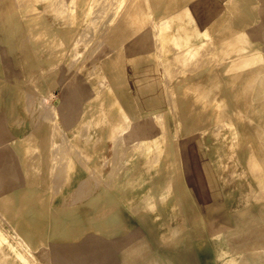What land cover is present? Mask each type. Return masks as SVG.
Masks as SVG:
<instances>
[{"label": "rangeland", "instance_id": "obj_1", "mask_svg": "<svg viewBox=\"0 0 264 264\" xmlns=\"http://www.w3.org/2000/svg\"><path fill=\"white\" fill-rule=\"evenodd\" d=\"M58 1L0 0V195L8 194L9 199L7 206L0 203V258H7L1 259L0 264H7V261L46 264V255H50L49 264H245L251 255L256 261L264 260V11L258 10L259 1L193 0L191 3L192 0H158L152 3L157 0H149L150 3L148 0H130L127 3L126 0H114L117 6L112 0H105L107 4L104 0ZM129 2L153 4L146 7L148 11L154 7L150 14L155 22L167 14L173 15L179 8L183 9H180L182 12L189 8L190 15L183 12L186 15L182 19L183 13L179 10L180 16L177 17L176 13L175 19L173 15L167 29L172 30L180 24L184 29L174 35L176 42L173 36L166 37L164 47L159 51L160 40L154 37L150 25L153 21L143 32H134V24L129 25L124 20L135 6L130 7ZM90 3L92 9L87 11ZM125 3L130 10L122 8ZM99 4L102 5L100 8L97 7ZM96 8L113 13L100 11L108 15L101 13L100 18L98 12L100 22L96 19ZM115 16H119L118 21ZM110 21L116 24L113 26ZM117 24L122 25L121 29L124 24V28H128L126 32L123 28L122 36L130 33L132 28L135 38L134 34L130 41V37L124 39L127 35L119 37L122 32L118 33L121 29ZM97 28L98 31L101 28L102 35ZM257 28L260 30L255 37L253 30ZM95 31L99 37L94 36ZM133 32L127 33L128 36ZM148 32L145 38L143 35ZM114 33L119 34L115 36L120 39L114 38ZM202 33L207 34L204 43H193ZM100 36L104 43H99ZM108 38L112 40L109 44ZM152 39L158 40L160 47ZM227 39L233 44L229 45L231 48L220 43L223 40L227 43ZM134 40L131 46L130 42ZM170 40L177 43L176 46L171 44L175 47H170ZM96 41L102 44L99 48ZM189 42L194 46L188 50ZM201 48L206 50L205 58ZM226 49L232 50L227 52ZM174 50H182L179 52L181 65L178 55L173 54L176 53ZM131 51L134 54L130 55ZM223 52L222 58L216 55ZM231 52L235 57L239 53L240 56L230 58ZM212 55L217 57L213 59ZM193 58L198 64L193 63ZM185 62H188L187 67L183 69ZM172 65L181 66V69L177 67L175 71ZM189 65L194 67L188 68ZM170 68L174 70L172 74L177 71L181 74L171 78ZM178 68L184 70L183 75ZM164 79L169 81L168 85ZM108 84L111 89H107ZM156 84L164 85L157 87ZM216 100L220 102L216 103ZM212 112L216 114V120ZM117 115H122L118 119L124 120V125L118 121ZM112 122L115 125L119 122V127L125 128L116 129L118 125ZM153 124L156 125L153 127ZM112 126L124 131L121 137V132L112 130ZM57 128L61 130L57 131ZM24 133L35 135L34 153H17L13 148L12 139ZM64 134L69 141L65 142ZM145 135H151L149 140L153 146L146 157L141 143ZM114 138L118 140L117 145L113 144ZM58 142L59 145L75 143L72 146L75 149L68 143V149L72 148L68 151L77 152L78 160L84 161L83 165L80 164L74 153L65 154L62 149L65 156L60 158H71L69 179L63 186H58L55 181L58 156L53 158L48 152L49 145L52 149ZM44 143L49 145L45 147ZM75 146L81 152L78 153ZM113 148L117 150L116 155ZM113 156H116L115 161ZM118 157L121 158L118 160ZM35 160L41 163V167ZM29 163L34 165L32 169ZM93 163L94 168L100 164L94 171ZM112 164L114 168H110ZM116 165L118 169H115ZM37 171L40 174L37 175ZM1 172L5 175L2 176ZM86 180H89L91 200L88 217L78 214L77 207L85 200L70 203L73 190L81 188L79 193L85 192L83 182ZM19 188L25 190L17 200L12 192ZM101 210L104 213H100ZM172 243L177 246L169 247Z\"/></svg>", "mask_w": 264, "mask_h": 264}, {"label": "bare ground", "instance_id": "obj_2", "mask_svg": "<svg viewBox=\"0 0 264 264\" xmlns=\"http://www.w3.org/2000/svg\"><path fill=\"white\" fill-rule=\"evenodd\" d=\"M57 1H58V0H57ZM63 1H64V0H63ZM95 1H96V0H94V2H95ZM112 1H114V0H112ZM112 1H111V3H112ZM118 1H119V0H118ZM124 1H125V0H124ZM124 1H123V2H124ZM127 1H130V0H126L125 2H127ZM132 1H133V0H132ZM140 1H141V0H140ZM142 1H143V0H142ZM148 1H149V0H148ZM150 1H151V0H150ZM150 1H149V2H150ZM258 1H259V4H258V10H260V11H261V10L264 11V0H258ZM11 2H12V0H11ZM53 2H55V0H53ZM61 2H62V1H61ZM64 2H65V1H64ZM73 2H74V0H73ZM91 2H92V1H91ZM96 2H98V0H97ZM103 2H105V4H107V2H106L105 0H104ZM109 2H110V1H109ZM116 2H117V0H116ZM116 2L114 1V3H113L114 6H115V5H116V6L118 5V3L115 4ZM135 2H137V1H135ZM135 2H134V3L129 2V5H131L130 7H132V4H133V5L135 4V6L131 8V9H133V10H130V8L128 9L126 3H125V7H124V6H123L124 4L122 3V4H123V5H122L123 7H122V6H121V7H122V8H125V9L127 8V9L130 10V12H131V14L127 15V17L124 16V18H125L124 20H125L128 24L130 23L129 25H132V26H133V24H134L133 29H134V27H136V28H135L136 31H134V32H141V31L143 32L144 29H145L147 26H149L148 24H150V22L153 21V24H152V22H151V24H150V25H152V29H151V30H153V35H154V37L156 36V37L160 40L159 45H161V47L158 46V40L156 41V42H157V45H156V42H155L153 39H152V40L155 42V45H156V46L160 47V48H157L159 51H160V49H161L162 47H164V44H165L164 41H166V40H165L166 37L168 38V36H170V37L173 36L172 38H174V37H175L174 35L176 34V32H178L179 30L184 29V26L181 25V24L175 26V28H173L172 30H170V29L168 30V29H167L168 26H169V24L171 23L170 21H172L173 15L175 14L174 18L176 19V13H178L177 11H178V10L181 11V10H183V9L179 8V9L176 11V13H173V15H172L171 13H170V14H167L166 16L160 18V21H159V22H155V21L152 19V16H151V14H150V11H151L154 7L151 8V10H149V11H148V9H147V7H146V6H150V7H151L153 4H150V3H151V2H150V3H148V4H150V5H143V4H140V3H137V4H136ZM144 2H146V1H144ZM144 2H143V3H144ZM154 2H159V1H158V0H157V1H153L152 3H154ZM165 2H168V1H165ZM56 3H57V2H56ZM58 3H59V5L61 6V4H60L59 1H58ZM62 3H63V2H62ZM92 3H93V2H92ZM92 3H90V4L88 5V7H87V11H90V10L92 9ZM111 3H109V4H110L109 6L112 5ZM127 3H128V2H127ZM130 3H131V4H130ZM189 3H190V2H189ZM189 3H188V4H189ZM191 3H193V0H192ZM198 3H199V2H198ZM53 4H54V3H53ZM155 4H156V3H155ZM155 4H154V5H155ZM160 4H161V3H160ZM188 4H187V5H188ZM194 4H195V3H194ZM199 4H200V3H199ZM214 4H215V3H214ZM9 5H10V4H9ZM47 5H48V4H47ZM54 5H55V4H54ZM56 5H57V4H56ZM63 5H64V4H63ZM65 5H66V4H65ZM72 5H73V3H72ZM95 5H96V4H95ZM103 5H104V4H103ZM129 5H128V7H129ZM187 5H185V6L187 7ZM189 5H191V4H189ZM208 5H209V4H208ZM217 5H218V4H217ZM73 6H75V5H73ZM101 6H102V5L99 4V6H97V7L100 8ZM104 6H105V5H104ZM185 6H183L184 9L186 8ZM197 6H198V4H197ZM204 6H205V5H204ZM206 6H207V5H206ZM211 6H212V5H211ZM213 6H214V5H213ZM52 7H53V6H52ZM55 7H56V6H55ZM71 7H72V6H71ZM71 7H70V8H71ZM121 7H120V9H122ZM150 7H149V9H150ZM156 7H157V6H156ZM218 7H219V6H217V9H218ZM106 8H108V6H107ZM109 8H110V7H109ZM112 8H114V7L112 6ZM112 8H110V9H112ZM116 8H117V7H115L114 9H116ZM215 8H216V7H215ZM57 9H59V6L57 7ZM96 9L98 10V11H97V14H96V15H97V16H96V19H98V18H99L98 16L101 15V13L103 12V10H104V11H106V10H105V8H103V10H102V8H101L100 11H102V12L100 13L99 9H98V8H96ZM96 9H94V10H96ZM110 9H109V10H110ZM120 9L118 10V14H119ZM125 9H122V10L126 11ZM180 9H181V10H180ZM208 9H209V8H207V10H208ZM217 9H216V10H217ZM219 9H221V8H219ZM64 10H65V9H64ZM122 10H121V11H122ZM128 10H127L126 12L129 13ZM188 10H189V8H187V10H185V11H183V12H187V13H188V12H189ZM62 11H63V10H62ZM73 11H74V10H73ZM124 11H123V12H124ZM217 11H218V10H217ZM217 11H215V12H217ZM227 11H228V10H227ZM85 12H86V11H85ZM98 12H99L100 15H98ZM110 12H112V11H110ZM110 12H109V13H110ZM123 12H121V13H123ZM181 12H182V11H181ZM183 12H182V13H183ZM191 12H192V11H191ZM191 12H190V13H191ZM69 13H70V12H69ZM91 13H92V12H91ZM104 13H105V12H104ZM104 13H102L103 16H104ZM106 13H108V11H106ZM106 13H105V15L108 16ZM109 13H108V14H109ZM112 13H113V12H112ZM128 13H124L123 15L128 14ZM151 13H152V12H151ZM182 13H180V14H182ZM66 14H67V13H66ZM180 14L178 13V14H177V17L180 16ZM184 14L186 15V13H183V14L180 16V18H181ZM188 14H189V13H188ZM199 14H200V13H199ZM206 14H207V13H206ZM206 14H205V16H207ZM208 14H209V13H208ZM210 14H211V12H210ZM59 15H60V12H59ZM102 15H101L100 18H102ZM189 15H190V14H189ZM197 15H198V14H197ZM27 16H28V15H27ZM66 16H67V15H66ZM72 16H73V15H72ZM91 16H92V15H91ZM116 16H117V14H116ZM116 16H115V17H116ZM219 16H220V15H219ZM97 17H98V18H97ZM115 17H114V18H115ZM118 17H119V16H118ZM118 17H116V18H117V19H116L117 21H118V19H119ZM189 17H190V16H189ZM191 17H192V14H191ZM70 18H71V15H70ZM74 18H75V16H74ZM84 18H85V17H84ZM91 18H92V17H90V19H91ZM105 18H107V17H105ZM105 18H104V19H105ZM108 18H109V17H108ZM120 18H121V17H120ZM180 18H179V19H180ZM192 18H193V17H192ZM199 18H200V17H199ZM93 19H94V17H93ZM96 19H94V21H95ZM126 19H127V20H126ZM177 19H178V18H177ZM182 19H183V17H182ZM193 19H194V18H193ZM197 19H198V18H197ZM98 20H99V19H98ZM112 20H113V19H112ZM114 20H115V19H114ZM116 20L113 21V22H116ZM124 20H121V19H120L121 22L124 21ZM180 20H181V19H180ZM74 21H75V19H74ZM99 21H100V20H99ZM101 21H102V19H101ZM101 21H100V22H101ZM104 21H106V19H105ZM120 21H119V23L117 22L119 25H120ZM125 21H124V22H125ZM69 22H70V21H69ZM95 22H96V21H95ZM100 22L97 21V23H100ZM107 22H108V21H107ZM113 22L110 21V23H113ZM103 23H105V22H103ZM103 23H102V24H103ZM122 23H123V22H122ZM127 23H126V24H127ZM131 23H132V24H131ZM204 23H205V22H204ZM68 24H70V23H68ZM102 24H100V25L103 26L104 24H103V25H102ZM115 24H116V23H113L112 25L114 26ZM118 24H117L116 26H118ZM126 24H124V27L126 26ZM128 24H127L126 27H128ZM64 25H65V24H64ZM92 25H93V24H91V26L89 25V26L92 28V29L89 28V30H90V29L93 30V27H94V26H92ZM167 25H168V26H167ZM95 26L97 27V26H99V25H96V24H95ZM113 26H112V27H113ZM121 26H122V25H121ZM121 26H118L117 28L121 29V28H120ZM132 26H131V27H132ZM145 26H146V27H145ZM170 26H171V25H170ZM99 27H100V26H99ZM124 27H122V29H121V30H118L119 32H118V31H117V32H118V33H121V32L123 31V28H124ZM129 27H130V26H129ZM143 27H144V28H143ZM150 27H151V26H150ZM204 27H205V26H204ZM110 28H111V26H110ZM114 28H115V27H114ZM81 29H82V28H81ZM83 29H84V28H83ZM95 29H96V28H95ZM100 29H101V28H99V31H98V28H97V32H99V33L101 34ZM103 29H104V28L102 27L101 30H103ZM124 29H125L124 32L128 31V30H127L128 28H127V29L124 28ZM133 29H132V28L129 29L130 33L133 32ZM86 30H87V29H86ZM110 30L112 31V28H111ZM115 30H116V29H115ZM224 30H225V29H224ZM259 30H260V29H258V28L253 30V31H254V36H255V37L258 36V32H259ZM75 31H76V30H75ZM82 31H83V30H82ZM82 31H81V33H82ZM84 31H85V29H84ZM113 31H114V30H113ZM154 31H155V32H154ZM87 32H88V31H87ZM89 32H91V31H89ZM107 32H108V31H107ZM109 32H110V31H109ZM115 32H116V31H115ZM134 32L131 34V36H130V35L128 36V34H130L129 32H127L128 34H127V33L124 34V35H127V38H125V36L123 35V36H124V39L127 40V39H129V37H130L129 41L132 40V39H133L132 36H133ZM228 32H230V31H228ZM243 32H244V31H243ZM243 32H241V35H242ZM95 33H96V31H95ZM95 33H94V34H95ZM99 33H98V35H97V33H96L94 36H95V37H99V35H100ZM102 33H104V32H102ZM112 33H113V32H112ZM234 33H235V32H234ZM86 34H87V33H86ZM88 34H89V33H88ZM91 34H93V33H91ZM108 34H109V33H108ZM122 34H123V32L121 33V35H120L119 37H121ZM137 34H138V33H137ZM229 34H230V33H229ZM247 34H249V33H247ZM250 34H251V33H250ZM54 35H55V34H54ZM77 35H78V34H77ZM79 35H80V34H79ZM101 35H102V34H101ZM103 35H104V36H102V37H103L104 41L106 42V40H105V34H103ZM106 35H107V34H106ZM110 35H111V34H110ZM115 35H117V34L114 33V36H115ZM118 35H119V34H118ZM118 35H117V36H118ZM135 35H136V34H134V36H133L134 38H135ZM148 35H149V32H148V33H144L143 36H144L145 38H147ZM231 35H232V34H231ZM243 35H244V34H243ZM243 35H242V36H243ZM34 36H35V35H34ZM90 36H92V35H90ZM90 36H89V37H90ZM112 36H113V35H112ZM112 36H109V37L111 38ZM114 36H113V37H114ZM117 36H115L114 38H116ZM123 36H122V37H123ZM206 36H207L206 33H202V34H200V37L195 38V41H194L193 43H197V44H198V43H204V40L206 39ZM224 36H225V35H224ZM224 36H223V37H224ZM237 36H238V35H237ZM242 36H241V37H242ZM245 36H246V35H245ZM27 37H28V36H27ZM53 37H54V36H53ZM78 37H79V36H78ZM87 37H88V36H87ZM106 37H107V36H106ZM113 37H112V40H113ZM119 37H117V38H119ZM154 37H153V38H154ZM156 37H155V38H156ZM231 37H232V36H231ZM233 37H235V36H233ZM241 37H240V39H241ZM76 38H77V37H76ZM80 38H81V37H80ZM167 38H166V39H167ZM172 38H171V39H172ZM77 39H78V38H77ZM77 39H76V40H77ZM90 39H92V38H90ZM93 39H94V40H97L96 38H93ZM98 39H99V41H100V39L103 41V39L101 38V36H100V38H98ZM119 39H120V38H119ZM119 39H117V40H119ZM174 39H175V38H174ZM212 39H213V38H212ZM221 39H222V38H221ZM223 39L225 40V38H223ZM240 39H239V40H240ZM243 39H244V38H243ZM74 40H75V39H74ZM80 40H81V39H80ZM80 40L78 39V41H80ZM83 40H86V39H83ZM83 40H82V41H83ZM108 40H110V39L108 38ZM108 40H107V41H108ZM112 40H110V42H108V44L111 43ZM122 40H123V38H122ZM176 40H177V38L175 39V42H176ZM224 40H223V41L221 40L222 42H220V43H221L222 45H223V44H224V45H227L226 47L231 48L230 46L233 45V44L230 43V41H228V39H227V43H225ZM230 40H231V39H230ZM88 41H89V40H88ZM99 41H96V43H98ZM102 41H100L99 43H104V42H102ZM115 41H116V40H115ZM135 41H136V40H134L133 42H130V43H131V46H132V44H133ZM150 41H151V40H150ZM153 41H152V42H153ZM172 41H173V40H170L169 45L175 43L174 41H173L174 43H172ZM186 41H187V40H186ZM210 41H211V40H210ZM212 41L214 42V40H212ZM234 41H235V40H234ZM243 41H244V40H243ZM246 41H247V40H246ZM51 42H52V41H51ZM89 42H90V41H89ZM89 42H88V43H89ZM91 42H92V41H91ZM93 42H95V41H93ZM119 42H120V41H119ZM124 42H126V41H123V43H124ZM148 42H149V41H148ZM177 42H178V41H177ZM228 42H229L230 44H228ZM257 42H258V41H257ZM52 43H53V42H52ZM57 43H58V42H57ZM96 43H95V44H96ZM99 43L97 44L98 46L96 45L98 48L102 45V44L100 45ZM106 43H107V42H106ZM112 43L114 44L115 42L113 41ZM150 43H151V42H150ZM150 43H148V44L150 45ZM189 43H190V42H189ZM193 43L188 44V50L190 49V46H194ZM244 43H247V42H244ZM244 43H243V45H244ZM47 44H49V43H47ZM84 44H85V43H84ZM93 44H94V43H93ZM124 44H125V43H124ZM124 44H122V45H124ZM146 44H147V43H146ZM146 44H144V45H145V48H147V47H146ZM151 44H152V43H151ZM167 44H168V42H167ZM176 44H177V43H176ZM176 44H174V45L176 46ZM208 44L210 45V42H209ZM208 44L205 45V49H206V50H207V48H208V46H207ZM215 44H216V43H214V46H215ZM217 44H218V43H217ZM221 44H220V45H221ZM51 45H52V44H51ZM56 45H57V44H56ZM86 45H87V44H86ZM99 45H100V46H99ZM106 45H107V44H106ZM120 45H121V44H120ZM169 45H168V46H169ZM174 45H171L170 47H173ZM222 45H221V46H222ZM229 45H230V46H229ZM241 45H242V44H241ZM243 45H242V47H244ZM54 46H55V45H54ZM57 46H58V45H57ZM57 46H55L54 49H56ZM59 46H60V45H59ZM96 46H95V49H97ZM124 46H126V45H124ZM175 46H174V47H175ZM179 46H180V45H179ZM197 46H198V45H197ZM210 46L212 47V45H210ZM218 46H219V45H218ZM218 46H216V47H218ZM247 46H248V45H247ZM61 47H62V46H61ZM120 47H121V46H120ZM211 47H210V48H211ZM222 47H223V46H222ZM232 47H234V46H232ZM47 48H49V47H47ZM50 48H51V47H50ZM118 48H119V47H118ZM125 48H127V47H124V50H126ZM131 48H132V47H131ZM167 48L169 49V47H167ZM167 48H166V50H167V52H169ZM210 48H209V50H210ZM219 48H221V47H219ZM219 48H218V49H219ZM224 48H225V46H224ZM224 48H223V49H224ZM234 48L237 49L236 46H235ZM259 48H260V47H259ZM173 49H174V48H173ZM185 49H186V48H185ZM185 49H184V50H185ZM201 49H202V48H201ZM201 49H200V50H201ZM218 49H216V50H218ZM223 49H222V50H223ZM227 49H228V48H227ZM227 49H226V50H227ZM232 49H233V48H232ZM232 49H229V50H232ZM253 49H254V48H253ZM158 50H157V51H158ZM202 50H203V52H204V55H205L204 58H205L206 55H207V54H205V51H206V50H204V48H203ZM202 50H201V52H200L201 54H202ZM224 50H225V49H224ZM229 50H227V52H228ZM255 50H257V49H255ZM50 51H51V50H50ZM56 51H57V50H56ZM56 51H55V52H56ZM87 51H88V50H87ZM91 51H92V49H91ZM94 51H95V50L93 49V52H94ZM97 51H98V49H97ZM102 51H103V50H102ZM159 51H158V52H159ZM174 51L176 52V50H174ZM177 51H178V50H177ZM180 51L182 52V50H179V52H180ZM212 51H213V50H212ZM212 51H210V55H211V52H212ZM220 51H221V50L219 49V52H220ZM235 51H236V50H235ZM235 51H234V52H235ZM237 51H238V50H237ZM141 52H143V49H142ZM158 52H156V53L159 54L160 52H159V53H158ZM179 52H176V53L173 52V54H175V55L177 54V55H178V58H180L181 56L179 57ZM198 52H199V50H198ZM219 52H218V53H219ZM221 52H222V51H221ZM224 52H226V51H224ZM224 52H223L222 54L220 53V54H216V55H217V56L219 55L220 57H221V55L224 56V55H223ZM253 52H254V50H253ZM47 53H49V52H47ZM75 53H76V52H75ZM81 53H82V52H81ZM85 53H86V52H85ZM89 53H90V52H89ZM124 53H125V51H124ZM131 53L134 54V52H132V51L129 52L130 55H131ZM156 53H155V55H156ZM206 53H207V52H206ZM208 53H209V52H208ZM235 53L237 54V52H235ZM241 53H242V52H241ZM49 54H50V53H49ZM87 54H88V53H87ZM87 54H86V55H87ZM90 54H92V52H91ZM182 54H183V53H182ZM201 54H200L199 57L203 56V54H202V55H201ZM226 54L229 55V53H226ZM226 54H225V55H226ZM233 54H234V53H233ZM233 54H232V52H231L230 55H229V57L232 56ZM258 54H259V52H258ZM52 55H55V54L52 53ZM77 55H78V54H77ZM216 55H214V56L217 57ZM243 55H244V54H243ZM79 56H80V55H79ZM83 56H85V55H83ZM158 56H161V54H159ZM197 56H198V55H197ZM226 56H227V55H226ZM226 56H225V57H226ZM237 56H240V53H239V55H236V57H237ZM259 56H260V55H259ZM48 57H49V56H48ZM72 57H73V56H72ZM88 57H89V56H88ZM88 57H87V58H88ZM135 57H136V56H134V58H135ZM172 57H173V55H172ZM199 57H198V58H199ZM212 57H213V55H212ZM215 57H213V59H214ZM225 57H224V58H225ZM229 57H227V58H229ZM233 57H235V55H233ZM236 57H235V58H236ZM85 58H86V57H85ZM130 58H132L134 61H136V59H134L133 57H130ZM130 58H129V60H130ZM174 58H175V57H174ZM183 58H185V57H183ZM198 58H197V59H198ZM202 58H203V57H202ZM207 58H210V56H208ZM221 58H222V57H221ZM221 58H220V61H221ZM230 58H232V57H230ZM230 58H229V59H230ZM93 59H94V58H93ZM170 59L173 60V58H171V57H170ZM191 59H192V58H191ZM237 59H238V58H237ZM258 59H259V58H258ZM83 60H84V57H83ZM174 60H176V58H175ZM177 60H178V59H177ZM180 60H182V59L180 58L179 61H180ZM218 60H219V58H218ZM77 61H78V60H77ZM91 61H92L91 64L94 63V61L92 60V56H91ZM130 61L132 62V60H130ZM134 61H133V62H134ZM156 61H157V57H156ZM191 61H192V60H191ZM193 61H194L193 63H195V59H194V58H193ZM197 61H199V60H197ZM215 61H216V60H215ZM220 61H219V62H220ZM225 61H226V60H225ZM234 61H235V60H234ZM234 61H232V62H234ZM167 62H169V60H168ZM167 62H166V63H167ZM171 62H174V64H175L176 61H171ZM188 62L190 63V61H188ZM188 62H187V63H188ZM222 62H223V61H222ZM232 62H231V63H232ZM52 63H53V62H52ZM160 63H161V62H160ZM176 63H177V62H176ZM180 63L182 64L181 61L179 62V64H180ZM187 63H186V62L184 63V68H183V69H186L185 66H186ZM193 63H192V64H193ZM216 63H217V62H216ZM71 64H72V62H71ZM129 64H130V63H129ZM157 64H159V61H157ZM179 64H178V65H179ZM181 64H180V65H181ZM195 64H198V63L196 62ZM195 64H193V65H195ZM99 65H100V64H99ZM166 65H167V64H166ZM193 65H189L188 68H190V66H193ZM213 65H214V64H213ZM213 65H210V66L213 67ZM96 66H97V65H96ZM96 66H95V67H96ZM129 66H130V65H129ZM161 66H162V65H161ZM167 66H169V63H168ZM167 66H166V67H167ZM172 66H173V65H172ZM175 66H176V67H175ZM175 66H173L175 71H176V68H177V67H179V68L181 67V66H177V65H175ZM206 66H208V65H206ZM228 66H229V65H228ZM72 67H73V66H72ZM162 67H165V66H162ZM182 67H183V66H182ZM186 67H187V66H186ZM193 67H194V66H193ZM193 67H191V68H193ZM212 67H211V68H212ZM251 67H252V65H251ZM79 68H80V67H79ZM92 68H94V67H92ZM135 68H136V67H135ZM135 68H134V69H135ZM158 68H160V65H158ZM171 68H172V67H171ZM171 68H170V72H168V73L172 75V76L170 75V77L172 78L173 76H176V74H178L179 72L177 71L176 74H172V72H173L174 70H171ZM179 68H178V69H179ZM188 68H187V69H188ZM211 68H210V69H211ZM77 69H78V68H77ZM161 69H162V68H161ZM161 69H159V70H161ZM172 69H173V68H172ZM178 69H177V70H178ZM180 69H181V68H180ZM180 69H179V70H180ZM193 69H194V68H193ZM193 69H191V71H192ZM196 69H197V68H196ZM135 70H136V69H135ZM164 70H165V69H163L162 71H164ZM166 70H167V69H166ZM188 70H190V69H188ZM188 70H187V71H188ZM194 70H195V69H194ZM194 70H193V71H194ZM130 71H131V70H130ZM171 71H172V72H171ZM180 71H181V72H182V71L184 72V70H180ZM185 71H186V70H185ZM191 71H189V72H191ZM74 72H75V71H74ZM138 72H139V71H138ZM159 72H160V71H159ZM183 72H182V75L184 74ZM224 72H225V71H224ZM160 73H161V72H160ZM165 73H167V72H165ZM165 73H164V74L162 73V75H166ZM33 74H34V73H33ZM73 74H74V73H73ZM179 74H181V73H179ZM160 75H161V74H160ZM160 75H159V77H160ZM162 75H161V76H162ZM14 77H15V76H14ZM166 77H167V76H166ZM170 77H168V79H170ZM134 78H135V77H134ZM185 78H186V77H185ZM233 78H234V77H233ZM103 79H104V78H103ZM158 79H160V78H158ZM161 79H163V78H161ZM186 79H187V78H186ZM155 80H156V79H155ZM164 80L166 81V79H164ZM171 80H172V79H171ZM171 80H170V81H171ZM182 80H183V79H182ZM98 81H99V80H98ZM144 81H146V80H144ZM150 81H151V80H150ZM156 81H157V80H156ZM162 81H163V80H162ZM165 81H163V83H164ZM191 81H192V80H191ZM41 82H42V81H41ZM166 82H167V84H165ZM166 82H165L164 84H165V85H168V82H169V81H166ZM181 82H182V81H181ZM9 83H10V82H9ZM99 83H100V85H102V84H101L102 82H99ZM139 83H140V82H139ZM139 83H136V84H139ZM143 83H144V82H143ZM160 83H161V80H160ZM36 84H37V83H36ZM133 84H134V83H133ZM147 84H148V83H147ZM164 84H156V85H158L157 87H159V85L163 86ZM176 84H178V83H176ZM229 84H230V83H229ZM139 85H141V84H139ZM149 85H150V87H151V84H149ZM35 86H36V85H35ZM102 86H103V85H102ZM137 86H138V85H137ZM41 87H42V86H41ZM140 87H142V86H140ZM146 87H147V86H146ZM146 87L144 86V88H146ZM150 87H149V88H150ZM33 88H34V86H33ZM39 88H40V87H39ZM108 88H110L109 84H108L107 89H108ZM135 88H136V87H135ZM137 88H139V87H137ZM149 88H147V89H149ZM187 88H188V86H187ZM110 89H111V88H110ZM167 89H168V88H167ZM167 89H166V90H167ZM103 90H104V88H103ZM139 90H140V89H139ZM142 90H143V89H142ZM158 90H159V89H158ZM188 90H189V88H188ZM168 91H169V90H168ZM183 91H184L185 94L187 93V92H185V86H184V88H183ZM186 91H187V90H186ZM136 92H137V91H136ZM138 92H139V91H138ZM189 92H190V91H188V93H189ZM153 93H154V92H153ZM153 93H152V94H153ZM169 93H170V92H169ZM190 93H191V92H190ZM95 94H96V93H95ZM148 94H150V93H148ZM186 95H187V94H186ZM186 95H185V96H186ZM97 96H98V95H97ZM171 96H172V95H171ZM232 97L234 98V96H232ZM74 99H75V98H74ZM180 100H181V99L179 98V102H180ZM116 101H117V100H116ZM141 101H142V100H141ZM172 101H173V100H172V97H171V103H172ZM216 101H217V102H216ZM216 101H215L216 103H219V102H220L219 100H216ZM174 102H175V101H174ZM110 103H111V102H110ZM113 103H114V102H113ZM216 103H215V105H216ZM172 104H174V103H172ZM212 104H214V103H212ZM110 105H111V104H110ZM210 106H211V105H209V107H210ZM217 106H218V105H216V107H217ZM247 106H248V105H247ZM168 107H171V106H168ZM53 108H54V107H53ZM173 108H175V107H173ZM212 108L214 109L215 106H212ZM244 108H245V107H244ZM168 109H169V108H168ZM52 110H53V109H52ZM170 110H172V108H170ZM42 111H43V110H42ZM213 111H214V110H213ZM53 112H54V111H53ZM244 112H245V110H244ZM82 113H83V112H82ZM170 113H173V112L170 111ZM216 113H217V112H216ZM261 113H263V111H261ZM80 114H81V113H80ZM121 114H123V113H121ZM159 114H161V113H159ZM162 114H163V113H162ZM211 114H213V112H212ZM211 114H210V115H211ZM213 115H214V114H213ZM215 115H216V114H215ZM215 115H214L213 118H215ZM40 116H42V115H40ZM80 116H81V115H80ZM153 116H154V115H153ZM45 117H46V116H45ZM49 117H50V116H49ZM115 117H116V116H115ZM119 117H120V119H121L122 115H121V116L117 115V119H118ZM159 117H161V115H160ZM159 117H158V118H159ZM124 118H125V117H123V119H124ZM155 118H156V117H155ZM158 118H157V120H158ZM53 119H54V118H53ZM53 119H52V121H54ZM120 119H118V121H119ZM149 119H151V118H149ZM153 119H154V118H153ZM101 120H102V119H101ZM159 120H161V122H163V119H162V118H159ZM215 120H216V118H215ZM215 120H213V121H215ZM229 120H230V119H229ZM52 121H51V122H52ZM123 121H124V120H123ZM123 121H119V122H121V123L123 124ZM149 121H150V124L152 125V123H151L152 121H151V120H149ZM60 122H61V121H60ZM95 122H96V121H95ZM119 122H117V123H119ZM130 122H131V121H130ZM161 122H159V123L162 124ZM231 122H232V121H231ZM53 123H54V122H53ZM101 123H102V122H101ZM112 123L115 125V122H112ZM117 123H116V125H118ZM121 123H120V124H121ZM154 123H155V122H154ZM35 124H36V123H35ZM51 124H52V123H51ZM109 124H110V123H109ZM113 124H112V125H113ZM122 124H121L120 126H122ZM127 124H128V123H127ZM127 124L125 123V126L128 127ZM150 124H149V127H151ZM54 125H55V124H54ZM116 125H115V126H116ZM123 125H124V124H123ZM154 125H156V124H153V127H154ZM162 125H163V124H162ZM49 126H51V125H49ZM52 126H53V125H52ZM72 126H73V125H72ZM88 126H89V125H87V127H88ZM90 126H91V125H90ZM115 126H114V127H115ZM142 126H143V124H142ZM158 126H159V125H158ZM56 127H57V126H56ZM118 127H119V125L117 126V128H116V127H115V128H116V129H119L120 127H119V128H118ZM59 128H60V127H59ZM65 128H66V127H65ZM67 128H68V127H67ZM78 128H79V127H78ZM84 128H85V127H84ZM121 128H122V130H123V128H125V127L123 126V127H121ZM121 128H120V129H121ZM129 128H130V127H129ZM151 128H152V127H151ZM111 129H112V130H116V129H113V126L111 127ZM111 129H110V130H111ZM132 129H133V128H132ZM143 129H144V126H143ZM152 129H153V128H152ZM152 129H151V130H152ZM51 130H52V128H51ZM60 130H61V129H60ZM60 130L57 128V131H60ZM65 130H66V129H65ZM82 130H83V129H82ZM84 130L86 131L87 129H84ZM84 130H83V131H84ZM88 130H89V129H88ZM112 130H111L110 132H112ZM122 130H121V131L119 130V131L121 132V134L119 135L120 137L122 136V132H124V131H122ZM137 130H138V129H137ZM139 130H140V128H139ZM80 131H81V130H80ZM80 131H79V133H80ZM83 131H82V133H83ZM116 131H118V130H116ZM119 131H118V132H119ZM141 131H142V130H140V132H141ZM143 131H144V130H143ZM160 131H161V130H160ZM162 131H163V133H165V132H164V129H163ZM87 132H88V131H87ZM118 132H116V133H118ZM120 132H119V133H120ZM34 133H35V132H34ZM53 133H54V132L52 131V136H53ZM60 133H61V132H60ZM82 133H81V134H82ZM112 133H114V132H112ZM143 133H144V132H143ZM57 134H59V133L57 132ZM62 134H63V133H61V135H62ZM84 134H85V133H84ZM130 134H131V133H130ZM175 134H176V133H175ZM214 134H215V132H214ZM216 134H217V133H216ZM61 135H60V136H61ZM74 135H76V134L74 133ZM74 135L72 134V137H73ZM85 135H86V134H85ZM52 136H50V138H51ZM57 136H58V135H57ZM62 136H63V135H62ZM79 136H80V135H78V137H79ZM83 136H84V135H83ZM110 136H112V134H111ZM113 136H114V135H113ZM113 136H112V137H113ZM117 136H118V135H117ZM164 136H165V134H164ZM64 137H65V140H66L65 142H67V140H68L69 137H66L65 134H64ZM64 137H61V139L64 138ZM75 137H76V136H75ZM81 137H82V135H81ZM95 137H96V136H95ZM120 137H119V138H120ZM57 138H59V137H57ZM73 138H74V137H73ZM87 138H88V137H87ZM87 138H86V140H87ZM89 138H91V137H89ZM104 138H105V137H104ZM116 138H117V137H116ZM116 138H114V139L112 140V141L114 142L113 144H115V145L118 144V143H117V142H118V140H117L118 138H117V139H116ZM123 138H124V137H123ZM150 138H151V135H145V136L142 138V141H141V143H142V144L144 145V147H145V152H144V154H143L144 157H146L147 154L153 149V146L150 144V140H149ZM47 139H48V138H47ZM59 139H60V138H59ZM76 139H78V138H76ZM96 139H97V138H96ZM96 139H95V143H96ZM164 139H165V138H164ZM48 140H49V139H48ZM48 140H47V141H48ZM62 140H63V139H62ZM97 140H98V139H97ZM40 141H41V140H40ZM49 141H50V140H49ZM52 141H53V140H52ZM68 141H69V140H68ZM87 141L89 142V139H88ZM87 141H85V142H87ZM99 141H100V140H99ZM133 141H134V140H133ZM138 141H139V140H138ZM59 142H60V141H59ZM59 142H58V144H57L58 146L56 145V147H54V148H52V149H51V146L49 145V143L45 144L46 141H45V143H44V144H45L44 146L46 147V145H49L50 148L48 147V148H49L48 152L50 151V153L53 154V158H54V155L58 156V157H56V158H57V159H56V161H57V166L55 167V171H57V173H56V178H55V179H57V180H55V181L58 183V184H57L58 186H63L64 184H66L65 182H67L68 179H69V177L67 176V174H68V170H70V168H71V165H69V163L71 162V160H70L71 158H70V159H69V158L64 159V158H60V157L65 156V154L68 153V152H69V155H70V153L73 154L74 152H73V151L70 152V151H71V149L73 148L72 146H73V145H76V144H75V143H74V144H70V143L68 142V143L71 145V147H72L71 149L69 148L70 151H68V150H69V149H68V146H70V145H69L68 143H66L65 145H59ZM61 142H62V141H61ZM63 142H64V141H63ZM65 142H64V143H65ZM88 142H87V143H88ZM135 142H136V141H135ZM39 143H40V142H39ZM51 143H52V144H55V143H53V142H50V144H51ZM72 143H73V142H72ZM95 143H94V144H95ZM11 144H12L13 148L17 151V153H23V152H25V151H28V152H31V153L33 152V153H34V151H35V150H34V147H36V146H35V144H36L35 135L30 134V133H24V134H22L21 136L12 139ZM41 144H42V143H41ZM41 144H40V145H41ZM67 144H68V145H67ZM94 144H93V146H94ZM113 144H112V146H113ZM135 144H136V143H135ZM135 144H134V145H135ZM137 144H138V142H137ZM66 145H67V146H66ZM83 145H84V143H83ZM86 145H87V144H86ZM134 145H133V146H134ZM52 146H53V145H52ZM77 146H78V145H77ZM126 146H127V145H126ZM129 146H130V145H129ZM249 146H250V144H249ZM66 147H67V148H66ZM75 147H76V146H75ZM115 147H116V146H115ZM63 148L65 149V151H64V153L66 152L65 154L62 153V151H63L62 149H63ZM77 148H78V147H76V149H77ZM79 148H80V147H79ZM124 148H125V147H124ZM50 149L52 150V152H51ZM73 149H75V148H73ZM83 149H85V146H84ZM83 149H82V150H83ZM113 149H114V148H113ZM126 149H127V148H126ZM126 149H125V150H126ZM248 149H249V148H248ZM77 150H79V149H77ZM80 150H81V149H80ZM80 150L78 151V153L81 152ZM114 150H115V149H114ZM37 151H38V150H37ZM93 151H94V150H93ZM115 151H116V152H115ZM115 151H113V152H115L114 155H116V153H117V150H115ZM122 151H123V150H122ZM130 151H131V150H130ZM48 152H47V153H48ZM132 152H133V151H132ZM249 152H250V151H249ZM25 153H26V152H25ZM36 153H38V152H36ZM82 153L84 154V151H82ZM75 154H76V155H75ZM91 154H92V153H91ZM121 154H122V153H121ZM121 154H120V155H121ZM123 154H125V153H123ZM27 155H29V153H27ZM60 155H61V156H60ZM79 155H80V154H79ZM81 155H82V154H81ZM86 155H88V154H86ZM86 155H85V156H86ZM125 155H126V154H125ZM73 156H74V158H77V161H79V160H78V157H79V156H78L77 152L74 153ZM76 156H77V157H76ZM82 156H84V155H82ZM101 156H102V155H101ZM26 157H27V156H26ZM46 157H47V156H46ZM70 157H71V156H70ZM86 157H87V156H86ZM90 157H92V155H90ZM115 157H116V156H113L114 161H115ZM121 157H122V155H121ZM121 157H120V158H121ZM156 157H157V156H156ZM156 157H155V158H156ZM29 158H30V156H29ZM82 158H83V157H82ZM82 158H81V159H82ZM102 158H103V157H102ZM120 158L118 157V160H119ZM27 159H28V158H27ZM37 159H38V158H37ZM63 159H64V160H63ZM86 159H87V158H86ZM253 159H254V158H253ZM32 160H33V159H32ZM84 160H85V159H84ZM88 160H89V158H88ZM147 160H148V159H147ZM29 161H31V160H29ZM33 161H34V160H33ZM33 161H31V163H32ZM35 161H37V160H35ZM50 161H51V160H50ZM104 161H105V160H104ZM27 162H28V161H27ZM37 162H38V161H37ZM40 162H41V161H40ZM45 162H47V161H45ZM83 162H84L83 160H82V163L79 161V163L82 164V165H83ZM94 162H95V161H94ZM111 162H112V161H111ZM251 162H252V161H251ZM35 163H36V162H35ZM51 163L53 164L52 161H51ZM72 163H73V162H72ZM104 163H105V162H104ZM29 164H30V163H29ZM29 164H28V165H29ZM33 164H34V162H33ZM36 164H37V163H36ZM40 164H41V163H40ZM40 164H39V162H38V165H40ZM52 164H51V165H52ZM84 164H85V163H84ZM105 164H106V163H105ZM116 164H117V163H116ZM120 164H122V163H120ZM254 164H255V162H254ZM30 165H32V164H30ZM30 165H29V166H30ZM94 165H95V163H93V169H92V171H94L95 168H98V166H99L100 164L98 163V164H97V167H95V168H94ZM101 165H102V164H101ZM123 165H124V164H123ZM251 165H252V164H251ZM255 165H256V164H255ZM33 166H34V165L30 166V168L33 167ZM46 166H47V165H46ZM46 166H45V167H46ZM86 166H87V165H86ZM86 166L84 165V167H85L87 170H89V168L86 167ZM120 166H121V165H120ZM256 166H257V165H256ZM35 167H36V165H35ZM40 167H41V165H40ZM82 167H83V166H81V168H82ZM84 167H83V168H84ZM100 167H101V166H100ZM102 167H103V166H102ZM102 167H101V168H102ZM111 167H113V164L110 165V168H111ZM114 167H115V166H114ZM114 167H113V168H114ZM26 168H27V167H26ZM52 168H53V166H52ZM52 168L50 167V169H52ZM113 168L111 169V171L113 170ZM119 168H120V167H119ZM121 168H122V167H121ZM31 169H32V168H31ZM50 169H49V171H50ZM53 169H54V168H53ZM115 169H118L117 165H116V168H115ZM28 170H29V169H28ZM33 170H34V169H33ZM38 170H39V169H38ZM84 170H85V169H84ZM90 170H91V168H90ZM100 170H101V169H100ZM100 170H99V171H100ZM34 171H35V170H34ZM53 171H54V170H53ZM97 171H98V170H97ZM99 171H98L97 173H99ZM109 171H110V170H109ZM109 171H108V172H109ZM31 172H32V171H31ZM37 172H38V171H37ZM88 172H91V171H88ZM100 172H102V170H101ZM1 173H2V176L5 175L4 172H1ZM29 173H30V172H29ZM35 173H36V171H35ZM91 173H92V172H91ZM38 174H40V173L38 172L37 175H38ZM49 174H50V172H49ZM64 174L66 175V178H65V179H64ZM93 174H94V173H93ZM114 174H115V173H114ZM131 174H132V173H131ZM166 174H167V173H166ZM32 175H33V174H32ZM62 175H63V177H61ZM95 175H96V174H95ZM60 177H61V178H60ZM67 177H68V178H67ZM112 179H113V178H112ZM5 180H6V179H5ZM81 180H82V179H81ZM81 180H80V181H81ZM44 181H45V180H44ZM80 181H79V182H80ZM111 181H112V180H111ZM42 182H43V181H42ZM6 183H7V182H6ZM31 183H34V182H31ZM83 183H84V184H83V185H84L83 188L85 189V192H84V193H79V190H80L81 188H80L79 190H76V191L73 190L74 193L72 192V195H73V194H74V195L71 196V202H70V203L72 204V203H75V202H82L83 200H85L86 202H82L81 206L77 207V208H79V209H78V210H79V211H78V214H81L82 216H86V217H88V215H89V205H90L89 202L91 201V200L89 199V195H90V194H89V190H90V189H89V180H86V181H84ZM44 184H45V183H44ZM29 185H30V184H29ZM31 185H32V184H31ZM107 187H108V186H107ZM111 187H113L112 184H111ZM59 188H60V187H59ZM59 188H58V189H59ZM83 188H82V189H83ZM108 188H109V187H108ZM74 189H75V188H74ZM111 189H113V188H111ZM24 190H25L24 188H19L18 190H13L12 193H13V195H15L16 199L19 200V197H20L21 195L24 194ZM113 190H114V189H113ZM113 190H111V191H113ZM92 192H93V191H92ZM99 192H100V191H99ZM57 193H59V192H57ZM103 193H104V192H103ZM114 193H115V192H114ZM116 193H117V192H116ZM101 194H102V193H101ZM7 195H8V194H7ZM7 195H5V196H4V195H3V196L0 195V203H3L5 206L9 205V199H8ZM109 195H110V194H109ZM103 196H104V194H103ZM115 196H116V195H115ZM63 198H64V197H63ZM103 198H104V197H103ZM105 199H106V198H105ZM123 199H124V198H123ZM153 199H154V198H153ZM118 200H119V199H118ZM120 200H121V198H120ZM109 202H111V204H112V201H109ZM65 204H66V203H65ZM154 204H155V203H154ZM110 206L112 207V205H110ZM115 206H116V205H115ZM105 208H106V207H105ZM105 208H104V209H105ZM114 208H115V207H114ZM111 209H112V208H111ZM97 210H98V209H97ZM71 212H72V211H71ZM108 212H109V211H108ZM134 212H135V211H134ZM98 213H99V212H98ZM100 213H104V212H102V210H101ZM100 213H99V214H100ZM66 214H67V213H66ZM94 214H95V213H94ZM0 215H1V214H0ZM101 216H103V215H101ZM119 216H120V215H119ZM100 218H101V217H100ZM106 218H107V217H106ZM1 219H2V218H1ZM2 220H3V219H2ZM96 220H97V219H96ZM116 220H117V219H116ZM4 221H5V220H4ZM112 221H113V220H112ZM5 222H6V221H5ZM5 222H4V223H5ZM51 222H52V221H51ZM103 222H105V221H103ZM0 224H1V223H0ZM115 224H116V223H115ZM1 225H2V224H1ZM51 225H52V224H51ZM98 225H99V222H98ZM102 225H103V223H102ZM104 225H105V224H104ZM119 226H120V225H119ZM89 227H90V226H89ZM9 228H10V227H9ZM87 229H88V228H87ZM90 229H91V228H90ZM109 229H110V227H109ZM81 230H82V229H81ZM123 230H124V229H123ZM114 231H115V230H114ZM117 231H118V230H117ZM110 232H111V231H110ZM0 233H1V232H0ZM104 235H105V234H104ZM116 237H117V236H116ZM17 238H18V237H17ZM79 238H80V237H79ZM77 239H78V238H77ZM61 240H62V239H61ZM19 242H20V241H19ZM22 242H23V241H22ZM28 242H29V241H28ZM24 246H26V245H24ZM174 246H177V244H176V243H172V244L169 245V247H171V248H173ZM21 247H22V246H21ZM47 248H48V247H47ZM47 248H46V250H47ZM41 250L44 251L42 248H41ZM177 250H178V249H177ZM0 251H1V250H0ZM29 251H30V250H29ZM42 251H41V253H42ZM47 251H48V250H47ZM47 251H46V252H47ZM44 252H45V251H44ZM31 253H32V252H31ZM39 253H40V252H39ZM47 254H48V253H47ZM45 255H46V254H45ZM5 256H6V255H5ZM48 256H50V255H48ZM48 256L46 255V259L49 260V257H48ZM7 257H8V256H7ZM254 257H255L254 255H251V259H246V260L244 261L245 264H264V260H257V261H256V260L254 259ZM2 258H3V257H2ZM2 258H0V263H2V261H4V260L7 259L6 257H5L4 259H2ZM44 258H45V257H44ZM44 258H43V259H44ZM1 259H2V261H1ZM44 260H45V259H44ZM48 260H46V261H47L46 264H49V263H50V261H48ZM181 261H182V259H179V262H181ZM55 262H56V260H55ZM7 264H13V263L7 261ZM181 264H182V262H181Z\"/></svg>", "mask_w": 264, "mask_h": 264}]
</instances>
